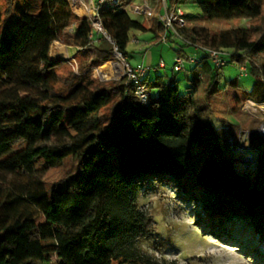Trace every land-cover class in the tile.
Returning <instances> with one entry per match:
<instances>
[{
	"label": "trees",
	"instance_id": "16d2710c",
	"mask_svg": "<svg viewBox=\"0 0 264 264\" xmlns=\"http://www.w3.org/2000/svg\"><path fill=\"white\" fill-rule=\"evenodd\" d=\"M194 1L206 22L253 20L264 8V0ZM1 3L7 30L0 32V264H176L137 244L153 236L136 202L149 180L195 204L199 224L215 239L264 242V126L249 142L257 156L245 173L234 164L236 141L195 96L201 86L206 97L220 93V71L235 63L244 68L240 77H253L242 100L264 105V28H182L188 42L228 52L226 64L217 68L199 52L184 94L175 75H144L145 105L126 76L100 84L91 69L113 59L114 49L127 62L133 31L158 41L165 33L158 22L148 30L121 9L122 1L106 5L97 15L111 43L68 0ZM55 42L79 48L86 65L62 70L66 62L50 55ZM227 87L239 88L238 79ZM64 166L65 175L47 187L48 172Z\"/></svg>",
	"mask_w": 264,
	"mask_h": 264
},
{
	"label": "rangeland",
	"instance_id": "374dc122",
	"mask_svg": "<svg viewBox=\"0 0 264 264\" xmlns=\"http://www.w3.org/2000/svg\"><path fill=\"white\" fill-rule=\"evenodd\" d=\"M71 1L68 0L73 12L79 16L85 15L86 12L82 2L87 6V0H78L80 2L78 3L79 5L76 2L71 3ZM16 2L19 3L20 0H16ZM138 3L139 0H130L131 5ZM183 4L187 14L194 15L198 12L195 1L191 6L193 10L188 8L184 2ZM2 10L3 4L1 3L0 12ZM128 13L133 19L145 22L140 17L134 16L131 12L128 11ZM198 24L213 32L246 26L264 28V8L261 16L253 20L234 19L227 23L205 21ZM145 26L147 28L148 24L145 23ZM16 28L15 24L11 26V29ZM6 30L2 24L0 26L2 36H4ZM133 35L136 36L139 43L135 44L131 41ZM59 48L60 46L57 44H54L51 48L50 55L53 59L56 58ZM193 51L194 48L192 46L185 45L181 40L177 39L176 42L162 44L154 39L149 31H133L130 33V40L127 45L126 59L132 68L142 66L152 68V70L162 61L164 68H160L156 72L146 73V78L152 81L157 75L163 77L175 75L179 81V94H184L186 87H188L186 72H172V65L174 56L177 53L196 56ZM63 58L65 61H58L66 62V67L62 69L64 71L71 70L77 73L80 65H86V61L81 59L78 53L69 58L64 54ZM115 59L118 63L114 65L112 63L106 64V62L97 68L91 69L92 77L98 83L116 82L124 77L123 63L120 59L116 57ZM262 59L264 60V56ZM109 66L115 69L113 72L111 70V73H109ZM240 68H243V66H237L235 63H228L222 68L220 71L222 90L217 95L206 97L202 92L201 86L198 88L195 96H197L200 103L206 104L211 108L214 124L228 130L227 134L231 137V144L233 145L234 140L236 141V160L245 158L246 154L252 160L250 165H241V163L239 165L236 163V165L240 168H245V171L250 170L249 172H252L257 151L251 148L249 142H251L253 137L263 135L264 105H258L249 100H242L240 93L250 88L253 77L248 72L245 77H240ZM185 70H188L187 67ZM99 71L106 73L105 78L100 76ZM234 78L238 79L239 88L227 87L224 89L223 85L225 81ZM152 93L154 94V90H152ZM242 152L245 153L243 154ZM66 172V166L48 172L45 178L47 187H51L52 183L64 176ZM142 186L143 189H140L136 201L137 207L150 219L153 236L151 241L140 240L137 243L141 250L158 260H166L168 262H175L176 264H264V260L259 258L261 252L264 251V242L259 243L257 237L253 239L251 245L239 240H234L231 243L219 241L213 236L208 235V233H205L206 230L203 223L199 224L198 208L196 205L179 199L178 192L173 187L157 180H149L143 183ZM239 228L244 229L246 225L241 224ZM251 247L253 248L251 249Z\"/></svg>",
	"mask_w": 264,
	"mask_h": 264
},
{
	"label": "built area",
	"instance_id": "2783aa9c",
	"mask_svg": "<svg viewBox=\"0 0 264 264\" xmlns=\"http://www.w3.org/2000/svg\"><path fill=\"white\" fill-rule=\"evenodd\" d=\"M87 6L82 2V5L85 9V16L91 21L92 27L103 33V35L112 43L109 37L103 31L101 24L98 20V11L105 7L106 5L120 6L121 0H88ZM76 2L80 3L78 0H72L71 3ZM192 9L193 0H142L141 4L133 5L128 9L127 6L122 7L121 9L131 12L134 16L141 17L144 19L145 23L148 24L147 29H151L154 22H158L165 30V33L160 36L158 39L159 43H169L176 42V40H181L185 45L192 46L195 51L200 52L203 57H205L210 64L217 68H222L226 64V56L229 55L226 51L214 50L209 48L197 47L195 44H192L185 40L179 33V31L184 27H201L198 23L205 22L198 18V12L194 15L187 14L184 9V4ZM79 5V4H78ZM71 6V5H70ZM193 10V9H192ZM133 43H137L138 40L135 37H131ZM115 51V57L120 59L123 63L124 76L127 77L130 84L134 88L135 96L143 103L148 104V94H149V83L144 79L145 73L148 71L145 67L132 68L124 59V57ZM199 59L197 56H191L186 54L177 53L174 56V61L172 65L173 72H181L185 70L186 66H197L199 65ZM157 68H164V64L160 62L157 65ZM240 73H244V68H240ZM252 102V101H251ZM260 105V104H258ZM262 129V126H261ZM262 131V130H261ZM248 149V148H246ZM243 154L245 152H242ZM237 158V157H236ZM234 160V164L243 172L245 168H240L241 165L252 163V160L247 156L241 160ZM250 160V162H249ZM237 163V165H236Z\"/></svg>",
	"mask_w": 264,
	"mask_h": 264
},
{
	"label": "crops",
	"instance_id": "0c3cea01",
	"mask_svg": "<svg viewBox=\"0 0 264 264\" xmlns=\"http://www.w3.org/2000/svg\"><path fill=\"white\" fill-rule=\"evenodd\" d=\"M127 7H128V9H130V7L131 6H133V5H131L130 4V0L129 1H127V0H121ZM87 2H89L88 0H87ZM141 2H142V0H139V3L138 4H141ZM138 4H135V5H138ZM78 15V14H77ZM141 18V17H140ZM142 20H144L143 18H141ZM143 23V25L145 26V22H142ZM146 27V26H145ZM148 30H150V29H148ZM133 37H135V39L137 40V38H136V36L135 35H133ZM137 43H139V42H137ZM137 43H135V44H137ZM54 44H57V45H59L60 46V48H59V51H57V56H56V58H55V60H64V58H63V56H64V54L66 55V57L67 58H69V57H73V56H75L77 53H78V51H79V48H77V47H74V46H64V45H61V44H59L58 42H55V43H53V45ZM53 45H52V47H53ZM51 47V48H52ZM63 48V49H62ZM140 50V49H139ZM141 51V50H140ZM142 52V51H141ZM194 52V54H196V56H198V54H200L199 52H197V51H193ZM179 54H181V53H179ZM65 61V60H64ZM162 62V61H161ZM107 63H112L113 65L115 64V63H118L117 62V60L115 59V57L113 58V59H110L109 61H107ZM163 63V62H162ZM117 65V64H116ZM187 67V69H189V67L190 66H186ZM156 68H157V66L155 67V68H153V70H152V68H147L148 69V72L150 73V72H156L157 70H156ZM160 69V68H159ZM147 72V73H148ZM185 72H186V77L188 78L189 76H190V72H189V70H185Z\"/></svg>",
	"mask_w": 264,
	"mask_h": 264
},
{
	"label": "bare ground",
	"instance_id": "6f19581e",
	"mask_svg": "<svg viewBox=\"0 0 264 264\" xmlns=\"http://www.w3.org/2000/svg\"><path fill=\"white\" fill-rule=\"evenodd\" d=\"M109 67H110V66H109ZM99 70H102V69H99ZM103 70H105V69H103ZM111 70H112V72H113V70H115V69L112 68V67H110L109 73H111ZM99 74H100V76H101L102 78H105V74H106V73H104L103 71H99Z\"/></svg>",
	"mask_w": 264,
	"mask_h": 264
}]
</instances>
